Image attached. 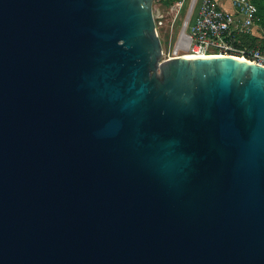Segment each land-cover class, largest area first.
<instances>
[{"label": "water", "instance_id": "95a60500", "mask_svg": "<svg viewBox=\"0 0 264 264\" xmlns=\"http://www.w3.org/2000/svg\"><path fill=\"white\" fill-rule=\"evenodd\" d=\"M153 2L0 0V264H264V65Z\"/></svg>", "mask_w": 264, "mask_h": 264}, {"label": "built area", "instance_id": "2783aa9c", "mask_svg": "<svg viewBox=\"0 0 264 264\" xmlns=\"http://www.w3.org/2000/svg\"><path fill=\"white\" fill-rule=\"evenodd\" d=\"M231 1L234 11L224 8L218 0H190L188 8L185 0H176L173 8L177 13L184 10L185 18L175 47L166 57L232 54L264 65V48L242 41V36L253 33L255 26L264 37L257 4L253 0Z\"/></svg>", "mask_w": 264, "mask_h": 264}, {"label": "rangeland", "instance_id": "374dc122", "mask_svg": "<svg viewBox=\"0 0 264 264\" xmlns=\"http://www.w3.org/2000/svg\"><path fill=\"white\" fill-rule=\"evenodd\" d=\"M189 2L190 0H185L186 8H188ZM230 2L232 4L231 0ZM153 8L162 41L163 57H166L172 53L175 47V39L181 31L183 19L185 18L184 10L177 13L173 8V3H165L163 0H154ZM186 8L184 9L186 10Z\"/></svg>", "mask_w": 264, "mask_h": 264}, {"label": "trees", "instance_id": "16d2710c", "mask_svg": "<svg viewBox=\"0 0 264 264\" xmlns=\"http://www.w3.org/2000/svg\"><path fill=\"white\" fill-rule=\"evenodd\" d=\"M165 3H174L176 0H163ZM258 6V13L261 16V22L264 23V0H253ZM242 41L245 44L256 45L264 48V40L259 37H254L251 34H244Z\"/></svg>", "mask_w": 264, "mask_h": 264}, {"label": "crops", "instance_id": "0c3cea01", "mask_svg": "<svg viewBox=\"0 0 264 264\" xmlns=\"http://www.w3.org/2000/svg\"><path fill=\"white\" fill-rule=\"evenodd\" d=\"M219 3L226 9L228 10H231V11H234V6L233 4H231L230 0H218ZM252 36L254 37H259V39H263L264 40V37H262L261 35V32H260V29L258 26H255L254 27V32L253 33H250Z\"/></svg>", "mask_w": 264, "mask_h": 264}]
</instances>
